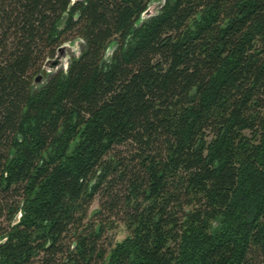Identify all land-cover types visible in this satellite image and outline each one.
Listing matches in <instances>:
<instances>
[{"label": "trees", "instance_id": "trees-1", "mask_svg": "<svg viewBox=\"0 0 264 264\" xmlns=\"http://www.w3.org/2000/svg\"><path fill=\"white\" fill-rule=\"evenodd\" d=\"M0 264H264V0H0Z\"/></svg>", "mask_w": 264, "mask_h": 264}, {"label": "rangeland", "instance_id": "rangeland-1", "mask_svg": "<svg viewBox=\"0 0 264 264\" xmlns=\"http://www.w3.org/2000/svg\"><path fill=\"white\" fill-rule=\"evenodd\" d=\"M160 9V6L158 4L152 6L150 8V14H154ZM80 50V45L79 43H72V44H66L63 49H61V53L58 55V57L54 60L51 61V66L54 63L57 64V68L60 69L62 66H66L68 63V57L73 56L74 53L76 54ZM50 66V67H51ZM99 207L98 202H96L91 211L97 210ZM128 236V231L123 225H120L119 228L115 232V242H122L126 237Z\"/></svg>", "mask_w": 264, "mask_h": 264}, {"label": "water", "instance_id": "water-1", "mask_svg": "<svg viewBox=\"0 0 264 264\" xmlns=\"http://www.w3.org/2000/svg\"><path fill=\"white\" fill-rule=\"evenodd\" d=\"M52 68H55V67H57V64L56 63H54V65L52 64V66H51Z\"/></svg>", "mask_w": 264, "mask_h": 264}]
</instances>
